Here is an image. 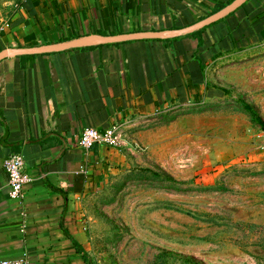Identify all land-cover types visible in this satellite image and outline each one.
<instances>
[{"label":"crops","instance_id":"1","mask_svg":"<svg viewBox=\"0 0 264 264\" xmlns=\"http://www.w3.org/2000/svg\"><path fill=\"white\" fill-rule=\"evenodd\" d=\"M232 1L28 0L0 28V51L177 31ZM263 47L264 0H248L199 38L94 44L1 61L0 260L25 253L28 264H85L69 240L85 251L80 201L110 169L125 164L128 151L81 150V133L114 124L123 130L135 120L200 102L214 68ZM15 154L29 177L20 204L9 200L3 169L4 159Z\"/></svg>","mask_w":264,"mask_h":264},{"label":"rangeland","instance_id":"2","mask_svg":"<svg viewBox=\"0 0 264 264\" xmlns=\"http://www.w3.org/2000/svg\"><path fill=\"white\" fill-rule=\"evenodd\" d=\"M27 1L0 0V28ZM251 54L214 68L204 100L123 129L125 164L78 207L89 264H264V47Z\"/></svg>","mask_w":264,"mask_h":264},{"label":"water","instance_id":"3","mask_svg":"<svg viewBox=\"0 0 264 264\" xmlns=\"http://www.w3.org/2000/svg\"><path fill=\"white\" fill-rule=\"evenodd\" d=\"M247 1L248 0H233L231 3H229L216 13L211 14L210 16L191 26L177 31L140 32L131 34H121L112 37L88 36L67 43H60L57 45H45L32 48L3 49L0 51V62L12 57L37 56L44 54L61 53L73 49L89 47L94 44L113 45L130 41L171 40L181 36H189L224 19L225 17L236 11L238 8H240Z\"/></svg>","mask_w":264,"mask_h":264},{"label":"built area","instance_id":"4","mask_svg":"<svg viewBox=\"0 0 264 264\" xmlns=\"http://www.w3.org/2000/svg\"><path fill=\"white\" fill-rule=\"evenodd\" d=\"M122 127L114 124L105 129H86L79 138L78 147L81 150L89 151L95 146H103L108 149H117L122 141ZM3 169L7 176L8 197L13 203L20 204L23 199L24 187L29 182V177L25 172L24 159L21 155H11L3 161ZM22 226H25V214ZM0 264H28L27 255L23 253L17 259H1Z\"/></svg>","mask_w":264,"mask_h":264},{"label":"trees","instance_id":"5","mask_svg":"<svg viewBox=\"0 0 264 264\" xmlns=\"http://www.w3.org/2000/svg\"><path fill=\"white\" fill-rule=\"evenodd\" d=\"M222 8H223L222 6H218V7H217L212 13L214 14V13H216L217 11L221 10ZM205 29H206V28H204L203 30L198 31V32H196V33H193V34L190 35V36H191V37H198V38H199L200 34H201ZM257 123L260 124V121H257ZM69 240L73 242V244H74V246H75V248H76V251H77V253H79V254L81 255V258H82L83 262H84L85 264H89V260H88V255H87V253L81 248V246H80L77 242H75V241H73V240H71V239H69Z\"/></svg>","mask_w":264,"mask_h":264}]
</instances>
